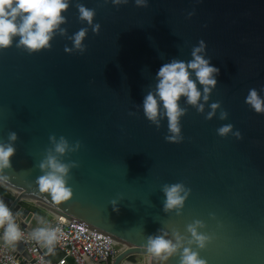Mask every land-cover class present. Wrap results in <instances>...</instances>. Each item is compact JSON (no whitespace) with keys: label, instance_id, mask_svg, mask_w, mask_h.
Segmentation results:
<instances>
[{"label":"water","instance_id":"1","mask_svg":"<svg viewBox=\"0 0 264 264\" xmlns=\"http://www.w3.org/2000/svg\"><path fill=\"white\" fill-rule=\"evenodd\" d=\"M77 4L95 10L98 32L78 19ZM62 14L66 32L54 34L50 48L28 53L14 40L0 50V142L17 135L11 167L0 172L8 177L0 184L13 193L0 192V200L19 227L52 225L22 204L28 200L126 245L111 264H156L143 248L147 237L171 239L177 231L186 245L185 226L200 220L198 231L210 240L192 247L206 264H264V113L244 100L249 88L264 96V0H148L143 7L133 0L119 6L69 0ZM85 27L84 52H66L72 34ZM200 40L201 55L219 68L217 82L203 112L180 98L183 138L168 142L167 120L151 124L142 100L159 66L190 60ZM215 101L220 107L206 119ZM229 123L232 131L219 136L216 129ZM237 130L240 138L232 134ZM50 136H63L70 147L79 142L75 150L52 153L74 163L65 177L72 194L60 202L36 185L43 174L38 165L53 148ZM178 182L189 194L179 214L165 212L162 187ZM0 244L27 256L19 241ZM62 254L55 244L45 256L55 261ZM178 259L177 253L166 264Z\"/></svg>","mask_w":264,"mask_h":264},{"label":"clouds","instance_id":"2","mask_svg":"<svg viewBox=\"0 0 264 264\" xmlns=\"http://www.w3.org/2000/svg\"><path fill=\"white\" fill-rule=\"evenodd\" d=\"M138 7L146 6L148 0H133ZM114 6L127 4L128 0H111ZM69 7V0H0V50L10 47L14 40L17 48H22L28 53L38 52L51 47L50 41L54 34H65L66 30L61 25L66 21L62 14ZM78 19L91 25L93 32H98L100 25L93 23L95 10L83 4H77ZM191 15V13H189ZM88 29L80 28L70 37L72 48L65 47L66 52L78 50L83 53L84 40ZM205 42L198 41L192 47L191 59L188 61L172 59L159 66L155 73V87L149 91L142 100L144 117L157 128L161 119L167 120L168 134L164 139L168 142H180L182 140L180 119L186 109L179 104L183 97L185 103L195 107L197 112H203L204 103L209 100V94L216 85V76L219 68L210 63V58L201 55L205 51ZM193 76L195 79H193ZM199 85L200 87H197ZM261 91H264L262 87ZM245 103L256 113H264V96L258 94L255 88H249L244 98ZM203 101V102H202ZM220 107L219 101L209 104L210 111L205 118L210 119L216 109ZM221 120L227 118V112L221 110ZM233 129L232 124H222L216 129L219 136H226ZM240 138L239 131L232 133ZM17 139L15 132L8 134L5 142H0V172L11 167L10 158L15 153L13 142ZM53 144L49 152L39 163L43 174L36 178V185L40 192L50 194L51 200L60 202L67 200L71 194V188L67 186L66 175L70 166L61 162L56 154H64L66 151L75 150L79 142L69 145L68 141L61 136L57 139L50 136ZM6 175L0 176V183L7 181ZM164 194L163 210L165 212L175 210L177 214L183 207L184 201L189 194L182 183L166 184L162 187ZM40 218L37 217L39 222ZM203 222L193 220L185 226L189 234L185 245V237L177 231H173L172 238H166L167 233L162 235H150L147 237L143 248L151 254L156 264H166L170 257L179 254L177 264H206V261L193 249L205 248L210 236L198 231ZM0 241L15 246V242L23 238V232L15 221V214L8 205L0 200ZM59 229L54 226H37L32 228L28 237L45 248L48 253L54 251V245L59 239Z\"/></svg>","mask_w":264,"mask_h":264},{"label":"built area","instance_id":"3","mask_svg":"<svg viewBox=\"0 0 264 264\" xmlns=\"http://www.w3.org/2000/svg\"><path fill=\"white\" fill-rule=\"evenodd\" d=\"M1 186L13 193V190L0 184ZM45 223H52L51 226L59 229L56 246L63 252L60 258L55 261L48 259L45 256L48 252H43L42 248L28 237L29 231L20 227L24 235L19 242L27 256L5 244H0V264H111L114 257L126 248V245L111 237L77 224H69L52 213ZM17 255L21 256L24 263ZM120 264H138V262L123 260Z\"/></svg>","mask_w":264,"mask_h":264},{"label":"crops","instance_id":"4","mask_svg":"<svg viewBox=\"0 0 264 264\" xmlns=\"http://www.w3.org/2000/svg\"><path fill=\"white\" fill-rule=\"evenodd\" d=\"M3 191H4V192H2V193L6 194V195H8V196H10V197L12 196V193H11L9 190H7L6 188H5V190H3ZM24 203L33 205V207H36V208L42 213V215H44V213H46V214H48L49 218L51 217V213H50L49 211H47L46 209H44V208H42V207H40V206L35 205L33 202L31 203V202L28 201V200H27V201L24 200V201H22V204L24 205ZM42 217H43V222L47 220L44 216H42ZM49 218H48V219H49ZM36 219H37L36 217H34V218L32 219L33 224H35V220H36Z\"/></svg>","mask_w":264,"mask_h":264},{"label":"trees","instance_id":"5","mask_svg":"<svg viewBox=\"0 0 264 264\" xmlns=\"http://www.w3.org/2000/svg\"><path fill=\"white\" fill-rule=\"evenodd\" d=\"M3 190H4V189H3L2 187H0V192H4ZM24 205L27 206V207H29V208H33V210H34L37 214H40L41 216H43L42 213H41L36 207H30V206H28L26 203H25Z\"/></svg>","mask_w":264,"mask_h":264},{"label":"rangeland","instance_id":"6","mask_svg":"<svg viewBox=\"0 0 264 264\" xmlns=\"http://www.w3.org/2000/svg\"><path fill=\"white\" fill-rule=\"evenodd\" d=\"M2 187V186H1ZM4 190H5V188L4 187H2ZM31 202V201H30ZM32 203V202H31ZM25 204V203H24ZM28 206H30V207H33V205H31V204H27ZM30 209H32L33 210V208H30ZM46 219H48L49 218V216H48V214H46V213H44V215H43ZM43 223H45V221L43 222Z\"/></svg>","mask_w":264,"mask_h":264}]
</instances>
